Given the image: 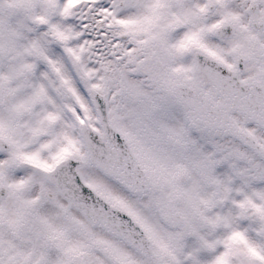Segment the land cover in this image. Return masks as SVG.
Instances as JSON below:
<instances>
[{"label": "snow or ice", "instance_id": "6c2138e0", "mask_svg": "<svg viewBox=\"0 0 264 264\" xmlns=\"http://www.w3.org/2000/svg\"><path fill=\"white\" fill-rule=\"evenodd\" d=\"M0 264H264V0H0Z\"/></svg>", "mask_w": 264, "mask_h": 264}]
</instances>
